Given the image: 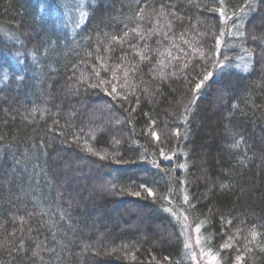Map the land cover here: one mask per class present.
I'll use <instances>...</instances> for the list:
<instances>
[{
  "label": "trees",
  "instance_id": "trees-1",
  "mask_svg": "<svg viewBox=\"0 0 264 264\" xmlns=\"http://www.w3.org/2000/svg\"><path fill=\"white\" fill-rule=\"evenodd\" d=\"M80 1L0 0V264H264V0Z\"/></svg>",
  "mask_w": 264,
  "mask_h": 264
},
{
  "label": "rangeland",
  "instance_id": "rangeland-1",
  "mask_svg": "<svg viewBox=\"0 0 264 264\" xmlns=\"http://www.w3.org/2000/svg\"><path fill=\"white\" fill-rule=\"evenodd\" d=\"M48 1V4L54 5L56 4L57 6L59 5V2L61 4H64L66 2L67 7H69L70 9H75L77 13L73 15H71L68 19L64 18L63 20L59 21L58 18L54 19L52 18L51 20H53L55 22V26H54V30L55 32H65V27H67L69 25V23L72 25V27H77L79 26L82 18H84L83 14H81L80 9H81V1L80 0H46ZM55 2V3H54ZM47 18H49L48 16H46ZM65 17V16H64ZM68 17V15H67ZM50 21H48V25H49ZM60 24H63L64 27H61ZM8 64L14 63L12 58L8 59ZM243 65V63H241ZM236 67V66H235ZM239 69H244L243 66L239 65L236 70ZM223 67L222 65H217L216 68L214 69L213 73H211L212 75H210L208 78H206L205 82L209 81L211 78V80H215L219 77L218 73L223 72ZM226 69H229V67H227ZM179 163H181V158L178 160ZM182 165V164H180ZM182 166H180L181 169ZM178 190V189H177ZM176 193V191H175ZM175 202H177V199H174ZM173 204V203H172ZM170 205H171V201H170ZM174 206V205H173ZM181 230H182V234L184 237V241H185V247L189 253V258L188 260H190V264H216L215 262V258L206 255L202 252L201 250V243L198 239V233L197 230L195 228H193L192 226H190V224L188 223V219L187 218H183V221L181 223Z\"/></svg>",
  "mask_w": 264,
  "mask_h": 264
}]
</instances>
